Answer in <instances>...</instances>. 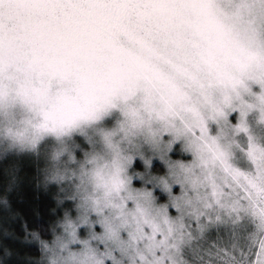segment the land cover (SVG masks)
<instances>
[{
  "label": "clouds",
  "instance_id": "9594fccd",
  "mask_svg": "<svg viewBox=\"0 0 264 264\" xmlns=\"http://www.w3.org/2000/svg\"><path fill=\"white\" fill-rule=\"evenodd\" d=\"M0 264H264V0H0Z\"/></svg>",
  "mask_w": 264,
  "mask_h": 264
}]
</instances>
